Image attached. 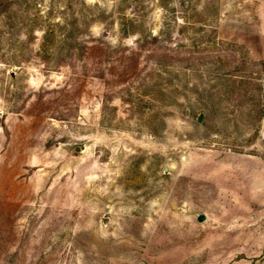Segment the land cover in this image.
Returning <instances> with one entry per match:
<instances>
[{
	"label": "rangeland",
	"instance_id": "374dc122",
	"mask_svg": "<svg viewBox=\"0 0 264 264\" xmlns=\"http://www.w3.org/2000/svg\"><path fill=\"white\" fill-rule=\"evenodd\" d=\"M0 264H264V0H0Z\"/></svg>",
	"mask_w": 264,
	"mask_h": 264
}]
</instances>
